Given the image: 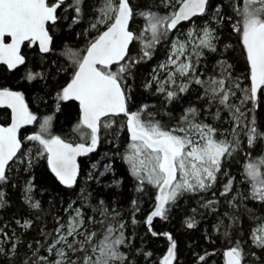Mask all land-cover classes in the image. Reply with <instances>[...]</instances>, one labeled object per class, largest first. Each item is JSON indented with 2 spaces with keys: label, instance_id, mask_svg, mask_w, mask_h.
Masks as SVG:
<instances>
[{
  "label": "snow or ice",
  "instance_id": "6c2138e0",
  "mask_svg": "<svg viewBox=\"0 0 264 264\" xmlns=\"http://www.w3.org/2000/svg\"><path fill=\"white\" fill-rule=\"evenodd\" d=\"M0 264H264V0H0Z\"/></svg>",
  "mask_w": 264,
  "mask_h": 264
},
{
  "label": "trees",
  "instance_id": "16d2710c",
  "mask_svg": "<svg viewBox=\"0 0 264 264\" xmlns=\"http://www.w3.org/2000/svg\"><path fill=\"white\" fill-rule=\"evenodd\" d=\"M163 227V225L161 224H157V229ZM164 244H165V241L163 240V238H159L158 242L156 244H154V247L156 248V251L157 253H161L163 251H165V248H164Z\"/></svg>",
  "mask_w": 264,
  "mask_h": 264
}]
</instances>
